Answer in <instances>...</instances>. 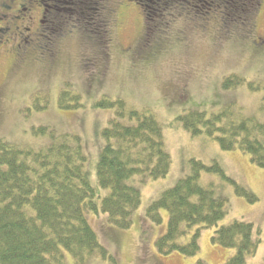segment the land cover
<instances>
[{
  "label": "rangeland",
  "instance_id": "obj_1",
  "mask_svg": "<svg viewBox=\"0 0 264 264\" xmlns=\"http://www.w3.org/2000/svg\"><path fill=\"white\" fill-rule=\"evenodd\" d=\"M104 6L108 10V39L104 43L97 34L70 25L54 44L58 58L42 83L36 74L11 81L0 110V140L37 150L66 135L78 136L88 158L85 169L89 180L100 195L98 190H103L95 171L105 144L100 131L109 119L117 117V108H103L97 102L102 98L122 99L127 110L147 108L161 126L164 149L171 156L169 172L144 183L132 179L141 203L131 214L128 228L113 226L102 212H86L99 243L113 256V261L95 256L86 264H195L198 260L222 264L232 256L235 249L212 243L211 228L201 229L199 250L194 256L161 254L157 250L155 241L166 231L168 212L161 210L162 220L155 224L145 216L146 207L179 178L192 173L191 159L204 164L216 161L225 176L257 197L249 202L237 195L235 185L221 175L200 173L198 180L203 187L227 199L229 213L221 224L238 219L253 223L258 230L256 251L246 256L245 264H264V167L252 163L249 155L239 150H222L205 134H190L177 119L191 110L214 112L234 102L242 113L264 121V0L247 24H220L221 9L206 18L180 11L163 36L169 34L165 45L155 53L150 42L144 45L141 40L144 13L135 0H108ZM38 51L50 58L42 49ZM231 74L258 81L261 87L252 90L243 84L223 89L222 79ZM63 89L78 93L81 106L60 109L57 99ZM40 104L46 108L35 110ZM120 121L135 123L127 116ZM40 126L51 132L35 133ZM65 264H73L68 253Z\"/></svg>",
  "mask_w": 264,
  "mask_h": 264
},
{
  "label": "trees",
  "instance_id": "obj_2",
  "mask_svg": "<svg viewBox=\"0 0 264 264\" xmlns=\"http://www.w3.org/2000/svg\"><path fill=\"white\" fill-rule=\"evenodd\" d=\"M45 1L40 0L47 20L56 23L55 37L73 25L81 32L97 34L101 44L105 42L108 10L104 2L108 0ZM261 1L135 0L144 13L141 40L144 45L150 42L157 52L165 45L169 34L163 36L180 11L206 18L221 9L220 24H247ZM243 84L252 90L261 87L258 81H247L236 74L225 76L221 83L223 89ZM80 99L78 93L63 89L57 105L60 109L76 108L81 106ZM97 106L117 108V117L109 119L100 131L105 139L95 164L97 184L103 190H98L100 195L89 180L85 169L88 158L78 136L66 135L68 138L64 136L37 150L0 140V264H65V253L72 257L73 264H86L95 256L113 261L99 243L86 212H102L113 226L128 228L131 214L141 203L132 179L144 183L169 172L171 156L164 149L161 126L149 109L127 110L124 100L107 98ZM45 108L35 105L37 111ZM126 116L135 123H122L120 119ZM177 119L190 134H205L222 150H239L249 155L252 163L264 167V121L242 113L234 102L214 112L191 110ZM34 131L51 132L45 126ZM190 163L192 173L179 178L146 207L145 216L155 224L162 220L161 210L168 212L166 231L155 241L157 250L161 254L194 256L199 250L201 229L211 228L212 243L235 249L222 264H245L246 256L256 251L258 230L253 223L238 219L221 224L229 213L227 199L203 187L198 180L200 173L221 175L235 185L237 195L249 202L257 197L225 176L216 161L204 164L191 159ZM195 264L203 263L198 260Z\"/></svg>",
  "mask_w": 264,
  "mask_h": 264
},
{
  "label": "flooded vegetation",
  "instance_id": "obj_3",
  "mask_svg": "<svg viewBox=\"0 0 264 264\" xmlns=\"http://www.w3.org/2000/svg\"><path fill=\"white\" fill-rule=\"evenodd\" d=\"M55 28L56 23L45 17L40 0H0L1 112L11 81L36 74L42 83L50 71L48 68H54L53 63L58 58L54 44L61 37L54 40ZM38 49L48 53L50 58Z\"/></svg>",
  "mask_w": 264,
  "mask_h": 264
}]
</instances>
